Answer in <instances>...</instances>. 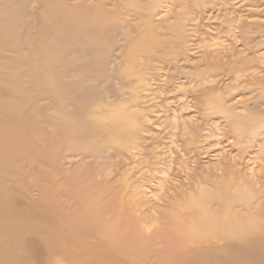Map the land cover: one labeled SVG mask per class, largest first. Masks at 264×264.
I'll use <instances>...</instances> for the list:
<instances>
[{"label":"bare ground","instance_id":"1","mask_svg":"<svg viewBox=\"0 0 264 264\" xmlns=\"http://www.w3.org/2000/svg\"><path fill=\"white\" fill-rule=\"evenodd\" d=\"M181 79L229 124L231 153L143 200L127 172L147 141L142 93ZM240 87L254 94L241 110L227 99ZM161 254L264 264V0H0V264Z\"/></svg>","mask_w":264,"mask_h":264},{"label":"rangeland","instance_id":"2","mask_svg":"<svg viewBox=\"0 0 264 264\" xmlns=\"http://www.w3.org/2000/svg\"><path fill=\"white\" fill-rule=\"evenodd\" d=\"M202 38H207V40L197 46L208 44L207 35ZM220 42L225 45L229 43ZM189 54L188 65L193 67L199 60L198 50ZM94 68L95 75L88 78L90 83L86 86V90L90 87L94 89L98 83L96 80L98 66H94ZM72 72L74 79H65L70 87L73 80L79 81L80 78L86 76L84 73L86 71L82 69L77 68ZM183 82L185 79L178 81L171 91H166L164 86L162 87V82L152 81L148 91L142 93L147 141L140 151L135 152L136 156L128 164L127 172L132 179V184L136 187L139 186L140 191L144 192L143 200L157 201L158 198L166 197L172 192L173 187L183 185L181 180L194 170L196 165L200 167L198 172L206 174L213 172L221 167L225 156L231 153L229 144L232 139L226 132L230 128L229 124L218 115L200 111L192 96L195 91L193 86ZM208 85H213V83ZM225 93H227L226 87L218 86L210 93V96ZM253 95L249 90L240 87L233 91L231 98H227L228 105L241 110L251 103ZM185 129L188 132H185ZM193 138H195V142L188 145V139ZM233 154L237 155L238 152L234 151ZM105 172L107 171L103 172V177L106 175ZM43 174L46 177V171ZM156 230L154 226L151 230L153 236H156ZM174 244L176 243L171 245L174 246ZM147 262L148 264L167 263L169 258L165 254L154 255L149 257Z\"/></svg>","mask_w":264,"mask_h":264}]
</instances>
